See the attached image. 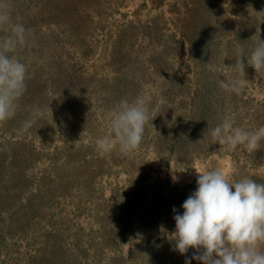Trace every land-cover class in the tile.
Listing matches in <instances>:
<instances>
[{"label": "rangeland", "instance_id": "rangeland-1", "mask_svg": "<svg viewBox=\"0 0 264 264\" xmlns=\"http://www.w3.org/2000/svg\"><path fill=\"white\" fill-rule=\"evenodd\" d=\"M4 2L0 38L16 22L32 35L14 53L26 92L0 121V264H185L168 235L196 171L264 183V141L249 153L210 136L225 117L264 126V71L232 67L264 39V0ZM229 78L240 93L219 86ZM125 97L149 109L142 142L102 153Z\"/></svg>", "mask_w": 264, "mask_h": 264}, {"label": "clouds", "instance_id": "clouds-1", "mask_svg": "<svg viewBox=\"0 0 264 264\" xmlns=\"http://www.w3.org/2000/svg\"><path fill=\"white\" fill-rule=\"evenodd\" d=\"M8 5L0 0V25L10 21ZM32 30L23 23L11 25V34L0 38V121L12 117L18 101L27 89V65L14 53L26 46ZM12 53V54H10ZM232 67L245 74L246 67L264 71V39L257 40L250 52L237 48ZM219 86L240 93L242 82L237 78L220 79ZM23 122L30 128L39 115ZM109 134L99 136L95 143L107 153L117 148L130 153L143 139L150 113L142 97L122 98L106 113ZM210 136L219 145L243 146L249 153L257 152L264 141V126L248 130L234 126L230 118L210 129ZM196 171V170H195ZM197 187L182 203V212L173 208L175 230L168 236L173 250L185 256V264H264V183L251 176H230L222 168L197 172ZM178 178L173 176V181ZM191 255H186L189 250Z\"/></svg>", "mask_w": 264, "mask_h": 264}]
</instances>
